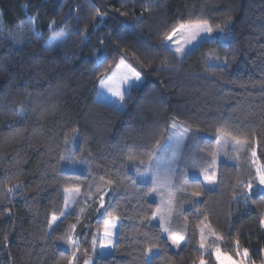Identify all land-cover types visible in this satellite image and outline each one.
I'll use <instances>...</instances> for the list:
<instances>
[{"label":"trees","instance_id":"1","mask_svg":"<svg viewBox=\"0 0 264 264\" xmlns=\"http://www.w3.org/2000/svg\"><path fill=\"white\" fill-rule=\"evenodd\" d=\"M225 21L232 22L227 42L204 41L181 60L163 43L181 23L214 29ZM210 53L226 66L208 65ZM120 62L142 76L123 109L97 98L100 81ZM171 124L200 134L207 155L218 133L245 142L264 167V0H0V264H68L72 253L57 241L72 223L79 248L72 264H216L212 252L198 249L205 222L224 253L238 259L247 248L249 264H264V194L242 201L235 165L220 164L216 190L189 180L200 201L185 211L179 252L152 223V189L128 163L149 162ZM73 132L91 175L61 170ZM94 178L111 189L103 211L92 205L50 232L65 189L85 191ZM113 217L115 247L103 255L99 239ZM149 248L157 253L148 261Z\"/></svg>","mask_w":264,"mask_h":264},{"label":"rangeland","instance_id":"2","mask_svg":"<svg viewBox=\"0 0 264 264\" xmlns=\"http://www.w3.org/2000/svg\"><path fill=\"white\" fill-rule=\"evenodd\" d=\"M228 25L224 32L220 31V27ZM220 27L212 28V33L209 35L207 33H201L197 36L196 40L192 44L184 45L187 49L185 55L177 54L174 49L176 45L172 42L163 41L164 45L171 50L174 56L181 60L191 51H193L200 43L204 41H211L214 39H220L223 42H227L230 38L228 31L232 28L231 21L223 22ZM185 37L189 35L188 32L184 33ZM183 44V41H181ZM226 59L215 53H210L207 55V64L215 67H224ZM127 65L126 67H131L126 62H120L119 67L115 73V77L112 74L105 76L98 85L97 98L101 99L102 95H111L110 98L114 101H110L109 105L114 106L117 109H123L124 104L123 100L119 99L116 96H113L107 89V87L102 84V81H105L108 78L107 83L111 86L114 85L117 88H120L124 93V96L128 93L127 88L130 90L138 88L141 83L130 81L129 84H121L120 81L125 74V71L121 69V66ZM132 68V67H131ZM142 82V80H141ZM196 131L180 126L178 124H171L169 128V134L166 137L164 143L160 149L154 154L152 159L146 163H137L129 162L128 166L130 171L136 176L138 182L146 184L151 187L153 173L157 176V185L155 190H151L149 195V200L156 204L157 210L154 215L156 217L152 219V223L160 227V215H163L165 224L171 228L172 234L176 236H182L184 239L181 241V247H174L171 242L167 239V233L162 235L165 240L168 242L170 248L174 252H179L187 241V223L184 218L185 211L196 206L200 201V196H194L189 192V180L197 179L203 182L204 187L207 190H216L218 183V170L220 164H231L235 165L240 170V182L238 190L241 192L242 201L247 204L249 203L250 198L253 195L254 191H259L264 194V189L259 187L257 178H256V169L257 167H262L257 159L252 156V151L256 149L249 146L245 142L234 140L223 133H218L216 137V149L214 154L207 155L204 154L200 149L201 136ZM219 138V139H218ZM79 136L77 132L70 134L65 143L64 154L61 160V170L69 173H77L84 175H91L92 167L90 164L89 157L86 152L78 153ZM243 149V150H241ZM215 160V163H213ZM183 164V165H182ZM215 172L217 177V183L215 185H208L204 183V172ZM251 181L253 183V190L251 193L247 189L246 185ZM152 189V187H151ZM68 192H64L65 204L64 209L61 213L64 215H56L59 219L56 223L49 228L51 232L63 219L68 215H75L78 218L83 217L87 212L88 208L92 205H95V209L98 213L102 212L104 208H101V196L104 197L103 203L104 206L111 194V189L108 182L100 180L97 178L92 179L89 184L88 189L85 191L79 189V194L76 193L75 189H68ZM171 193V195H170ZM169 200H171V211H169ZM116 227L112 229L113 235L111 236V242L114 245L117 232H118V223L114 221ZM74 223L70 224L66 229V235L63 239L57 241L59 248L66 250L69 253H73L75 247L67 243V237L75 236V228L73 229ZM214 232L208 226V223H203L199 229V246L198 249L202 254L207 252H212L216 264L218 261L215 257V251L219 248L222 251V241L221 238L217 239V235L213 234ZM203 236V240H202ZM102 238V235H101ZM201 242L204 243L205 247L201 248ZM111 252L109 249H100V253L105 255ZM157 253L156 249H152L151 252H147V260L149 261L152 256ZM222 253H224L222 251ZM225 255H228L224 253ZM230 256V255H228ZM232 257V256H231ZM233 260L240 261L245 259V264H249V256L244 258L243 255L238 259L232 257ZM227 264V262H225Z\"/></svg>","mask_w":264,"mask_h":264},{"label":"snow or ice","instance_id":"3","mask_svg":"<svg viewBox=\"0 0 264 264\" xmlns=\"http://www.w3.org/2000/svg\"><path fill=\"white\" fill-rule=\"evenodd\" d=\"M218 27H220L218 25ZM228 27V25H224L223 27H220V31L224 32V30ZM188 32L189 35L187 37H185L184 33ZM207 33V34H211L212 33V28L211 26L208 25L207 22L204 23H196V24H188V23H181L179 24L177 27H174L172 29V31L165 37V40L167 42H172L176 45V48L174 49V51L179 54V55H185L187 52V49L185 48L184 45H188V44H192L193 41L196 40L197 36H199L201 33ZM181 41H183V44L181 43ZM225 63H227L225 61ZM115 73H113V77H115ZM108 78L105 79V81H102V84H104L105 87H107L108 91L113 95L118 97L119 99L123 100L124 99V93L121 91L120 88L115 87L114 85H109L107 83ZM142 80V76L141 73L137 70H135L134 68L128 67L126 69L125 74L123 75L120 83L123 84H129L130 81H135V82H140ZM219 139V138H218ZM237 143H239V141H237ZM243 150V149H241ZM252 156L253 158L256 157V151L253 150L252 151ZM63 159V158H62ZM213 163H215V160H213ZM256 178L259 184V187L264 189V167H257L256 169ZM204 183L208 184V185H215L217 183V177H216V173L215 172H208L207 170H205L204 172ZM157 185V176L155 173H153V178H152V190H155ZM197 188H200L201 186L199 184L196 185ZM247 189L249 190V192L251 193V191L253 190V183L251 181L248 182V184L246 185ZM9 191H12V189H9ZM68 189H65V192H68ZM76 193L79 194V188L75 189ZM171 195V193H170ZM194 196H199L200 192H193ZM103 199L104 197L101 196V208H104V203H103ZM159 207V206H157ZM99 211V210H98ZM169 211H171V200H169ZM61 215H64V213H61ZM156 217H154L155 219ZM59 219V217L57 216H52V218L49 220L48 222V226L49 228H51L56 221ZM116 218L113 217L112 219H108L104 221L103 224V233H102V238L99 239V245L101 249H109V248H114L115 246L112 244L111 242V236L113 235L112 233V229L116 227L114 220ZM160 219V230L163 233H167V239L171 242V244L176 247V248H180L181 247V241L184 239L182 236H176L172 234V230L170 227H168L165 224L164 221V217L163 215H160L159 217ZM260 224L262 227H264V219H262L260 221ZM75 228V225H73V229ZM215 235V233H213ZM217 239H220L219 236H217ZM202 240H203V236H202ZM67 243L72 245L73 247H75L76 251H74L72 253V256L69 259L68 264H72L73 260L76 259V252L79 251V248L77 246V240L76 238H74L73 236H68L67 237ZM93 249L92 251L95 252V245L97 243V240L94 236L93 238ZM237 245V248L239 249V241L235 242ZM155 247V246H153ZM201 248H204L205 245L203 242H201L200 244ZM148 252L152 251V248H149L147 250ZM261 252L264 253V249H261ZM237 255H239V250L237 252ZM249 256V249L245 248L243 249V257L247 258ZM215 257L216 260L218 261V264H225V262H227V264H245V259H241L240 261H236L233 260L231 256L225 255L224 253H222V251L218 248L215 251ZM147 259V256H146ZM84 264H94V262L90 259H85L84 260ZM200 264H205V261L203 259H201Z\"/></svg>","mask_w":264,"mask_h":264},{"label":"crops","instance_id":"4","mask_svg":"<svg viewBox=\"0 0 264 264\" xmlns=\"http://www.w3.org/2000/svg\"><path fill=\"white\" fill-rule=\"evenodd\" d=\"M120 64V63H119ZM119 64L114 68V70L110 73V74H112L113 72H115L116 70H118L117 68L119 67ZM127 65H123V67L121 66V69H123L125 72H126V69L128 68V67H126ZM131 83H132V81H131ZM139 83H142L141 81L139 82ZM131 88V87H130ZM130 88H127L128 90H126V91H130ZM111 97V95H107V94H105V95H102V97H101V99H100V101H102V102H104V103H106V104H108V103H110V101H114V99H112V98H110ZM112 106V105H111Z\"/></svg>","mask_w":264,"mask_h":264}]
</instances>
